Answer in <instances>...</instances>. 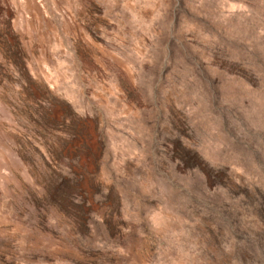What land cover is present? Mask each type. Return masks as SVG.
<instances>
[{
  "label": "rangeland",
  "instance_id": "obj_1",
  "mask_svg": "<svg viewBox=\"0 0 264 264\" xmlns=\"http://www.w3.org/2000/svg\"><path fill=\"white\" fill-rule=\"evenodd\" d=\"M0 264H264V0H0Z\"/></svg>",
  "mask_w": 264,
  "mask_h": 264
},
{
  "label": "trees",
  "instance_id": "obj_2",
  "mask_svg": "<svg viewBox=\"0 0 264 264\" xmlns=\"http://www.w3.org/2000/svg\"><path fill=\"white\" fill-rule=\"evenodd\" d=\"M61 186H62L63 191H64V192H63L64 196L69 197V186L66 185V182H63V183L61 184Z\"/></svg>",
  "mask_w": 264,
  "mask_h": 264
},
{
  "label": "water",
  "instance_id": "obj_3",
  "mask_svg": "<svg viewBox=\"0 0 264 264\" xmlns=\"http://www.w3.org/2000/svg\"><path fill=\"white\" fill-rule=\"evenodd\" d=\"M100 116H101V114H100Z\"/></svg>",
  "mask_w": 264,
  "mask_h": 264
}]
</instances>
